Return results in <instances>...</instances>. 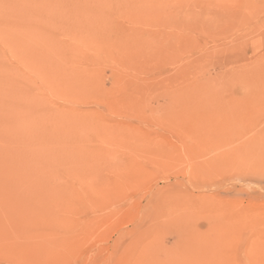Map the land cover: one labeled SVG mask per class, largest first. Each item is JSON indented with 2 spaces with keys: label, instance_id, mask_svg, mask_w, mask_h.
Instances as JSON below:
<instances>
[{
  "label": "rangeland",
  "instance_id": "obj_1",
  "mask_svg": "<svg viewBox=\"0 0 264 264\" xmlns=\"http://www.w3.org/2000/svg\"><path fill=\"white\" fill-rule=\"evenodd\" d=\"M0 264H264V0H0Z\"/></svg>",
  "mask_w": 264,
  "mask_h": 264
},
{
  "label": "bare ground",
  "instance_id": "obj_2",
  "mask_svg": "<svg viewBox=\"0 0 264 264\" xmlns=\"http://www.w3.org/2000/svg\"><path fill=\"white\" fill-rule=\"evenodd\" d=\"M33 23V22H32ZM28 28V27H27ZM40 30V29H39ZM50 30V29H49ZM52 30H53V28H52ZM63 32V31H62ZM47 33V32H46ZM55 39V38H54ZM51 44H52V42H51ZM53 45V44H52Z\"/></svg>",
  "mask_w": 264,
  "mask_h": 264
}]
</instances>
